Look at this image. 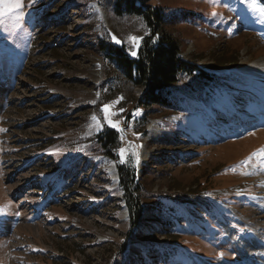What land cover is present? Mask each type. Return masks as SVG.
Instances as JSON below:
<instances>
[{
    "label": "rangeland",
    "instance_id": "374dc122",
    "mask_svg": "<svg viewBox=\"0 0 264 264\" xmlns=\"http://www.w3.org/2000/svg\"><path fill=\"white\" fill-rule=\"evenodd\" d=\"M134 1L194 66L171 87L182 101L146 116L145 86L99 44L138 58L154 20L118 0H23L0 26V264H264V17L248 0ZM118 163L136 170L135 213Z\"/></svg>",
    "mask_w": 264,
    "mask_h": 264
},
{
    "label": "trees",
    "instance_id": "16d2710c",
    "mask_svg": "<svg viewBox=\"0 0 264 264\" xmlns=\"http://www.w3.org/2000/svg\"><path fill=\"white\" fill-rule=\"evenodd\" d=\"M122 3L130 11L144 14L150 23L154 20L156 25L153 28H157L158 30L139 49L138 58L129 56L123 50V46L117 43L107 44L100 42L99 46L101 50L105 53L106 58L110 59L125 77L131 79L138 86H145L143 96L136 100L139 107L145 108L143 116L147 115L149 112L148 107L150 106H159L162 108L176 107V103L182 101L183 98L176 97L171 87L179 81L181 71H191L194 69V66L180 57L181 45L179 40L172 33L165 31L161 27L164 20V15L161 10L154 8L151 11V9L143 10L136 8L134 0H118L119 6ZM254 84L256 85V81H254ZM111 89L115 88L111 86ZM142 125H145L144 121ZM96 138L98 144L107 149L106 153L109 156L118 159L116 154L111 152L119 147L117 131L107 128L102 134L97 135ZM117 168L121 187L125 192L130 208L135 213V209L142 204L141 189L139 181L136 178V170L132 165L123 163H118ZM196 203L198 205L200 201L198 202L197 199L194 200L193 204ZM175 206L172 208V212L178 211V209H175ZM182 213H184V210H182ZM182 217L183 214L178 217L179 224ZM155 219V224L151 225L152 227H159L163 224V219L162 221H159L157 218ZM169 219L171 223L176 222L177 216H172ZM173 227L172 225H169V227L165 226L166 232L171 233V231L175 230ZM172 248L173 244L171 245L169 243H162L157 247L154 245L151 246L152 250L156 249L159 254H163L167 259L170 258V254L173 251ZM175 256V254H172L171 258ZM139 264H143V261H140Z\"/></svg>",
    "mask_w": 264,
    "mask_h": 264
},
{
    "label": "snow or ice",
    "instance_id": "6c2138e0",
    "mask_svg": "<svg viewBox=\"0 0 264 264\" xmlns=\"http://www.w3.org/2000/svg\"><path fill=\"white\" fill-rule=\"evenodd\" d=\"M248 6L253 9V11L259 13L260 16L264 17V6H261L258 3V0H248ZM25 7V4L23 0H0V26H3L6 19L11 18L15 20L16 22H19L22 20L24 16L23 9ZM130 39L134 41H138L139 38L137 37H130ZM132 55H136V52H133ZM111 105H105L102 111L105 113V120L107 123L113 127L117 128L119 130V122H113L109 117L113 115L114 113L110 112ZM95 120L96 117H93ZM120 156H121V162H124V156H125V149H120ZM253 156H259L264 158V151H260L257 153H254ZM252 160V157H249L245 161L242 162L243 165L247 166ZM258 162H264V160L258 161ZM222 255V254H221Z\"/></svg>",
    "mask_w": 264,
    "mask_h": 264
}]
</instances>
